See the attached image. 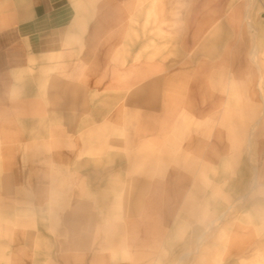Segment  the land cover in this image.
I'll return each instance as SVG.
<instances>
[{
  "label": "crops",
  "instance_id": "1",
  "mask_svg": "<svg viewBox=\"0 0 264 264\" xmlns=\"http://www.w3.org/2000/svg\"><path fill=\"white\" fill-rule=\"evenodd\" d=\"M263 25V11L249 0H0V264H8L10 253L2 222L10 211L24 214L17 191L25 188L26 173L45 165L73 172L81 156L77 170L87 178L96 174L91 186L88 179L82 184L96 189V204L104 206L111 203L105 198L110 177L132 169L120 160L122 131L134 150L159 156L168 155L163 151L177 127L190 125V155L210 156L213 149L227 156L218 139L213 147L202 145L194 127L222 118L228 76L248 83L245 99L255 102L252 54L260 52ZM94 131L96 166L85 162ZM106 137L114 151L107 165L105 151L99 154ZM132 187L180 186L138 181ZM39 188L33 184L37 193L28 202L36 221ZM64 220L71 236L80 237L67 246L64 263L99 264L103 247H90L88 237L90 224L96 220L100 228L104 213L75 209ZM23 248L17 244L12 252Z\"/></svg>",
  "mask_w": 264,
  "mask_h": 264
},
{
  "label": "rangeland",
  "instance_id": "2",
  "mask_svg": "<svg viewBox=\"0 0 264 264\" xmlns=\"http://www.w3.org/2000/svg\"><path fill=\"white\" fill-rule=\"evenodd\" d=\"M249 1L259 5L264 19V0ZM254 34L256 37L257 30ZM257 45L259 54L256 49L252 54L258 65V76L252 78L255 102L245 99L248 83L241 86L234 76H228L224 83L230 88L222 94L227 99L222 118L212 125L194 127L202 145L213 147L218 139L227 156L219 155L224 151L216 156L213 149L210 156L190 155L185 146L190 125L177 127L168 150L163 151L168 155L159 156L134 150L127 132L122 131L120 160L132 169L110 177L116 187L112 182L105 189V198L110 197L111 203L104 206L96 204L97 191L90 187L91 176L96 174L87 178L77 170L81 156L73 172H56L45 165L41 172L26 173L25 188L17 191V197L25 201L24 214L10 211L8 220L2 222L10 250L8 264H65L61 256L67 246L80 240L71 236L64 220L75 209L94 216L98 211L104 213L100 222L104 226L98 228L96 220L90 222L88 237L90 247H103L99 264H264V25ZM224 79L219 76L217 83ZM107 136L112 137V131ZM89 138L85 162L96 166L97 133L90 132ZM103 143L105 148L99 154L105 151V164H113L111 156L107 157L114 152L112 142L106 137ZM147 165L150 170L145 169ZM255 177L258 186L252 188ZM87 179L89 187L82 184ZM138 181H169L184 188H133ZM33 184L41 187L40 221L33 218V206L28 204L37 193ZM153 200L164 203L153 204ZM17 244H23L22 252H12Z\"/></svg>",
  "mask_w": 264,
  "mask_h": 264
},
{
  "label": "bare ground",
  "instance_id": "3",
  "mask_svg": "<svg viewBox=\"0 0 264 264\" xmlns=\"http://www.w3.org/2000/svg\"><path fill=\"white\" fill-rule=\"evenodd\" d=\"M202 238H203V237H202ZM202 238H201V239H202ZM201 239H199V240H201ZM198 242H199V241H198ZM197 245H198V244H197Z\"/></svg>",
  "mask_w": 264,
  "mask_h": 264
}]
</instances>
